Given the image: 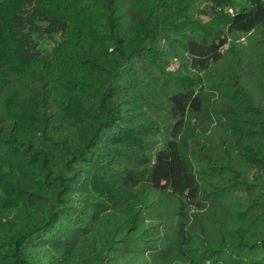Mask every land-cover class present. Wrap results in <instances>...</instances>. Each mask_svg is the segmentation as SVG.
<instances>
[{
    "label": "trees",
    "instance_id": "16d2710c",
    "mask_svg": "<svg viewBox=\"0 0 264 264\" xmlns=\"http://www.w3.org/2000/svg\"><path fill=\"white\" fill-rule=\"evenodd\" d=\"M78 1L0 0V148L32 176L0 264H264V0ZM72 22L69 113L40 42Z\"/></svg>",
    "mask_w": 264,
    "mask_h": 264
},
{
    "label": "rangeland",
    "instance_id": "374dc122",
    "mask_svg": "<svg viewBox=\"0 0 264 264\" xmlns=\"http://www.w3.org/2000/svg\"><path fill=\"white\" fill-rule=\"evenodd\" d=\"M235 1L236 9H239L246 4V0ZM86 2L89 1H78V4L80 5L79 7L82 8L80 13L81 18H78L85 21L87 19L88 13L94 7L93 5H85ZM163 2H166V4L168 5L167 7H170L173 11H178L183 5L184 0H149V3L155 6V9L159 5L163 4ZM84 8H86V11L84 10ZM232 11L233 10H231V12ZM201 17L204 23L208 24L210 22V19L206 15L202 14ZM118 21L121 22L120 19ZM71 24L74 26V28H72V32L56 36L52 39H44L40 42V49L43 53V56L49 55L51 57L53 56L54 58H57V62L51 64L50 58L44 57L45 59L40 62V66H44L45 68L50 70V72L54 76H57L62 80L63 84H61L60 86L64 91H61L59 93V100L64 104L63 108L66 112L74 113L77 112L79 104L77 102V96L74 91L76 90V87H73L74 90L71 88V83L68 82V80L66 81L64 79V77L61 75L64 72L60 69V66H65L70 70L71 74L74 75V73L79 72V65L81 64L77 60H73L72 58H70V54L66 55L64 51V49L69 51L70 46L77 40V35L74 34V31L78 29V25L75 22H72ZM81 26L82 27L79 29H85L87 25L84 24V26ZM93 49H96L95 46H93ZM60 56H64V58L61 59ZM91 79L92 81L101 84L103 80L107 79V75L104 72H98L94 76H92ZM33 108L34 105L29 104L25 107V110L30 113V115H33ZM31 184V174H26L24 172V169L21 167L17 157H15L10 150L6 151V148H0V213L2 215L4 213H7L8 215L6 216H11V207L16 206L17 208L22 209L23 206L31 204L32 202H30V198H28L26 194V190L30 188Z\"/></svg>",
    "mask_w": 264,
    "mask_h": 264
}]
</instances>
